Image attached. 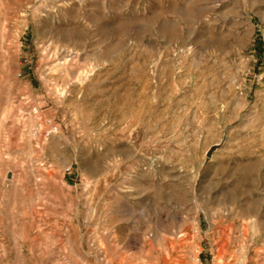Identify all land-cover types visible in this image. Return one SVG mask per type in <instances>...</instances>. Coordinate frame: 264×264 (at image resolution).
I'll list each match as a JSON object with an SVG mask.
<instances>
[{
	"label": "rangeland",
	"instance_id": "obj_1",
	"mask_svg": "<svg viewBox=\"0 0 264 264\" xmlns=\"http://www.w3.org/2000/svg\"><path fill=\"white\" fill-rule=\"evenodd\" d=\"M0 264H264V0H0Z\"/></svg>",
	"mask_w": 264,
	"mask_h": 264
},
{
	"label": "water",
	"instance_id": "obj_2",
	"mask_svg": "<svg viewBox=\"0 0 264 264\" xmlns=\"http://www.w3.org/2000/svg\"><path fill=\"white\" fill-rule=\"evenodd\" d=\"M217 149H218V146H213V147L208 151L207 156H208L209 158H211L212 155H213V153H214Z\"/></svg>",
	"mask_w": 264,
	"mask_h": 264
}]
</instances>
